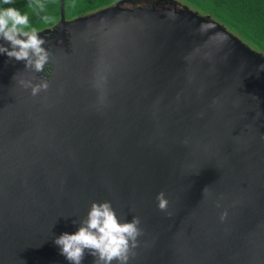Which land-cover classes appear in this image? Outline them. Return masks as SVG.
<instances>
[{
	"label": "water",
	"instance_id": "water-1",
	"mask_svg": "<svg viewBox=\"0 0 264 264\" xmlns=\"http://www.w3.org/2000/svg\"><path fill=\"white\" fill-rule=\"evenodd\" d=\"M59 13L49 73L0 54V264H69L104 200L141 219L128 264H264V56L175 0Z\"/></svg>",
	"mask_w": 264,
	"mask_h": 264
},
{
	"label": "clouds",
	"instance_id": "clouds-1",
	"mask_svg": "<svg viewBox=\"0 0 264 264\" xmlns=\"http://www.w3.org/2000/svg\"><path fill=\"white\" fill-rule=\"evenodd\" d=\"M2 3L12 5L14 0H2ZM0 40L6 42L0 43V54L24 61L25 69L35 73L44 71L50 58L49 51L44 47L47 41L36 28L31 27L27 13H21L12 6L0 7ZM260 71H264V65ZM21 83L26 89H31L33 96L49 87L47 80L35 84L32 80ZM156 198L158 208L166 211L168 200L164 192L158 193ZM140 225L139 216H133L131 220L121 219L111 201H93L87 215L79 222L77 231L63 232L54 238V243L69 264H82L86 254L94 258L93 264H128L133 250L138 247V237L143 234Z\"/></svg>",
	"mask_w": 264,
	"mask_h": 264
},
{
	"label": "trees",
	"instance_id": "trees-1",
	"mask_svg": "<svg viewBox=\"0 0 264 264\" xmlns=\"http://www.w3.org/2000/svg\"><path fill=\"white\" fill-rule=\"evenodd\" d=\"M117 0H64L65 17L71 19L109 6ZM220 23L264 56V0H175ZM40 5H43L41 7ZM27 13L37 31L55 25L60 17L59 0H14L12 5ZM45 17L47 19H45ZM49 69V68H48Z\"/></svg>",
	"mask_w": 264,
	"mask_h": 264
},
{
	"label": "flooded vegetation",
	"instance_id": "flooded-vegetation-1",
	"mask_svg": "<svg viewBox=\"0 0 264 264\" xmlns=\"http://www.w3.org/2000/svg\"><path fill=\"white\" fill-rule=\"evenodd\" d=\"M167 11H169V13H176V12H178V11H180L179 10V8H174L173 6H171L170 8H167ZM48 68H49V66H46V68H44V73L45 74H47V73H49L51 70H48Z\"/></svg>",
	"mask_w": 264,
	"mask_h": 264
}]
</instances>
